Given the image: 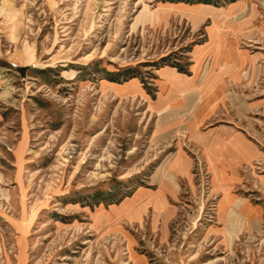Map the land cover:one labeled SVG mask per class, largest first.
<instances>
[{"label": "rangeland", "instance_id": "374dc122", "mask_svg": "<svg viewBox=\"0 0 264 264\" xmlns=\"http://www.w3.org/2000/svg\"><path fill=\"white\" fill-rule=\"evenodd\" d=\"M213 1L0 0V264H264V0ZM222 127L254 147L224 179Z\"/></svg>", "mask_w": 264, "mask_h": 264}, {"label": "crops", "instance_id": "0c3cea01", "mask_svg": "<svg viewBox=\"0 0 264 264\" xmlns=\"http://www.w3.org/2000/svg\"><path fill=\"white\" fill-rule=\"evenodd\" d=\"M235 2H231L229 5L234 4ZM208 73L198 80L199 77H195V80L191 78L192 81H187L195 86V88L199 91V93H205L207 90L211 93V96L208 95V98L217 99L219 93H224V99H233L235 96H239L237 93V89L234 90L232 87L234 85L244 86L242 82H238V79L233 77L232 81H229L227 77L219 81L215 85L210 83V79H208ZM166 80L169 79L168 75H165ZM182 77L179 82H173L174 85L179 87L181 94H185L188 89H184V83L186 81ZM186 82V83H187ZM214 93L218 94L213 96ZM202 97V96H201ZM221 134L218 135L214 139L215 144V155L214 158H219L221 162V176L220 178H231L230 173H233L234 170L237 169L239 165H242L246 162H249L253 159L254 147L243 137V135H239L233 129H229V127H222L220 129ZM207 136L198 137V140H201L202 144H198V146L204 147L205 142L207 141ZM204 143V144H203ZM211 154H214L213 152ZM179 161L186 160V155L182 152H179L175 155ZM213 158V159H214ZM259 211L258 207H253L248 201H241L237 197V195L233 193H225L221 194L218 199V220L220 221L223 230H225L227 236L234 237L243 232L244 229L254 226L257 223V217L254 215Z\"/></svg>", "mask_w": 264, "mask_h": 264}, {"label": "trees", "instance_id": "16d2710c", "mask_svg": "<svg viewBox=\"0 0 264 264\" xmlns=\"http://www.w3.org/2000/svg\"><path fill=\"white\" fill-rule=\"evenodd\" d=\"M201 1L206 2V3H213L214 2L213 0H197V2H201ZM232 1H234V0H230L229 2L231 3Z\"/></svg>", "mask_w": 264, "mask_h": 264}]
</instances>
